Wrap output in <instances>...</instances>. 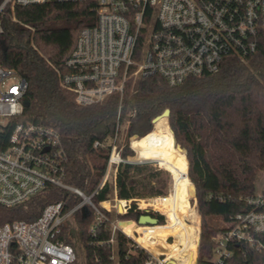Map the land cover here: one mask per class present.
Wrapping results in <instances>:
<instances>
[{"label": "trees", "instance_id": "obj_1", "mask_svg": "<svg viewBox=\"0 0 264 264\" xmlns=\"http://www.w3.org/2000/svg\"><path fill=\"white\" fill-rule=\"evenodd\" d=\"M3 1L0 0V5ZM94 6V0H48L26 5L11 1L4 7L0 14L3 28L0 64L26 77V98L30 106L25 107L21 115L9 119L0 132V148L7 146L18 124L53 125L69 149L67 180L91 194L106 170L120 104L123 117L135 110L130 118H122L125 130L121 154L124 157L135 156L129 144L134 134L144 142L169 136L188 152L186 158V152L178 148L182 154L184 180L179 194L182 205L179 214L190 231L191 242L181 248L182 238L173 243L167 241L170 234L177 237L182 234L181 225L175 226L178 217L172 202L156 205L166 212L170 222L167 226L143 229L132 221L121 225L131 235L136 229L143 231L139 239L155 254L174 256L178 264H193L198 248L194 241L198 238L195 227L200 226L201 214L199 259H207L213 254L215 234L225 228L232 216L250 210L251 205L244 197L255 193L257 173L264 170V33L260 35L255 54L245 60L230 56L216 73L190 77L175 86L160 75L130 76L122 97L116 90L102 101L84 106L76 101L75 93L62 84L61 77L69 71L66 60L81 29L97 21ZM142 45L140 40L135 58L139 57ZM134 70L132 67L130 73ZM166 108L171 109L169 118L161 116L153 123V118ZM97 140L104 145L95 147ZM162 173V170H151L148 164L121 163L116 177L117 197L122 200L166 194L167 180ZM190 179L197 187L200 212L191 219V224L185 221L190 209L189 197L193 196L189 190ZM113 187V178H110L95 199H110ZM63 197L59 188L48 186L18 206L0 205V225L17 219L33 220L48 203ZM103 205L110 208L111 202L105 201ZM120 208L124 213L123 204ZM141 214L133 202L126 213L119 215L139 220ZM215 218H221L224 225H215ZM92 220L91 214L84 217L77 214L76 222L64 225L61 238L75 245L71 228H79L78 252L83 264H115L111 257L113 246L109 242L111 228L102 227L92 236L88 232ZM233 249L234 259L229 264H264L261 252L243 244ZM117 252L119 264H144L146 258L144 251L131 248L121 231L117 232Z\"/></svg>", "mask_w": 264, "mask_h": 264}, {"label": "built area", "instance_id": "obj_2", "mask_svg": "<svg viewBox=\"0 0 264 264\" xmlns=\"http://www.w3.org/2000/svg\"><path fill=\"white\" fill-rule=\"evenodd\" d=\"M11 1L26 5L48 0H4L0 14ZM94 1L97 21L81 29L66 60L69 71L61 77L62 84L72 90L76 101L84 106L100 102L116 90L122 97L130 76L160 75L169 85L175 86L190 77L216 73L230 56L245 60L255 54L260 35L264 33V0ZM2 30L0 21V32ZM140 40L142 49L135 58ZM132 67L135 70L130 73ZM27 90L26 77L0 64V132L11 117L24 112ZM134 114L135 110H131L123 117L120 104L106 170L98 188L91 194L67 180L69 149L56 127L28 122L13 129L7 146L0 148V205L18 206L48 186L59 188L64 197L48 203L33 220L17 219L0 225V264H83L77 247L80 229L74 227L77 230L75 245L61 238L64 225L73 223L71 218L76 214L93 216L88 228L92 236H96L102 227L111 228L109 242L113 246L111 257L115 264H119V254L117 252L116 260L114 254L118 231L125 234L131 248L146 253L144 264H178L174 256L155 254L139 239L144 235L143 231L136 229L133 235L129 234L112 215V208L116 209L117 215L120 213L116 187L120 164L146 162L133 160V155L124 157L121 154L122 118L126 120ZM131 143L132 137L130 146ZM103 145L99 140L94 143L95 147ZM109 178H113L115 197L97 201V192ZM168 194L148 199L143 205L136 198L122 199L125 212L134 200L141 215L150 214L158 218V223L123 221H132L143 229L169 225L166 212L156 208L153 202L158 197L166 199ZM244 199L251 205L250 210L232 216L225 228L215 234L213 254L207 259H199L201 226L195 227L198 238H193L198 248L193 264H229L234 259L233 248L242 244L261 252L264 257V192L247 195ZM105 201L111 202L110 208L103 205ZM193 208L195 214L200 213L196 203ZM185 221L193 222L191 218ZM179 225L180 219H177L175 226ZM183 234L179 237L170 234L167 241L173 243ZM180 246L185 247L181 242Z\"/></svg>", "mask_w": 264, "mask_h": 264}, {"label": "rangeland", "instance_id": "obj_3", "mask_svg": "<svg viewBox=\"0 0 264 264\" xmlns=\"http://www.w3.org/2000/svg\"><path fill=\"white\" fill-rule=\"evenodd\" d=\"M168 123H169V121H168ZM153 129H154V126H153ZM124 130H125V124L123 123L121 137H123ZM173 134H174V132H173ZM139 138H142V137H138L134 140L132 138L131 146L135 150V156H133L132 159L136 160V161H146V162H142L140 164H148L150 166L151 170H154V171L155 170H162L163 171L162 177L167 180L166 193L168 194L169 189H170V193L167 195L166 199L158 197V198L154 199L153 202H154L155 206L156 205H162V204H165L168 202L173 203L174 212L177 215L178 219H180L181 231L184 233L182 235V243L186 247L191 242V237H190V231L187 228H185V226L183 225L182 217L179 214L182 210V205H181L180 200H179V194H180V192H182L183 185H184V180H183L182 170H181V160H182L181 155L182 154H181V151L178 149V145L179 146H181V145L177 143L176 139L174 142V140L172 138H169V136H164L162 138L153 139L151 141H146V142L142 141ZM175 143H176V145H175ZM183 149L186 151V158H188L187 157V153H188L187 150L185 148H183ZM188 162H189V159H188ZM190 181L193 182L191 179H190ZM255 185H256L255 193L258 195L262 194L264 192V170L258 171L257 176H256V180H255ZM111 196H113V198L115 197L113 195V193ZM155 197H157V196H148V197H142V198H136V199L143 205V204H145L144 201H147L148 199L155 198ZM193 199H195L193 196L189 197L190 209L185 216V217H188L191 219H193L195 217L194 208L191 207ZM194 201L197 205V198ZM112 202L115 203V200H112ZM131 202H132L131 204H133L134 200H132ZM122 204H123V201H120V205H122ZM118 210L120 212L119 214L126 213V212H124V213L121 212L120 206H118ZM112 215L116 216L120 221L121 220H127V218L124 219L121 217V215H117V211L115 208H112ZM196 216H198V215L196 214ZM71 219L73 220V222H76L77 214H76V216H73ZM164 219L166 221L165 217H164ZM200 222H201V220H200ZM213 223L215 225L220 226V227L224 225V221L221 218H215L213 220ZM200 226H201V224H200ZM200 230H201V228H200ZM185 232H187V233H185ZM186 235L188 236V238ZM188 240H189V242H188ZM78 248H79V244H78ZM114 254H115V260H116L117 259V246L116 245H114Z\"/></svg>", "mask_w": 264, "mask_h": 264}, {"label": "water", "instance_id": "obj_4", "mask_svg": "<svg viewBox=\"0 0 264 264\" xmlns=\"http://www.w3.org/2000/svg\"><path fill=\"white\" fill-rule=\"evenodd\" d=\"M24 105H25V107L30 106V101H29L28 98H26V99L24 100ZM170 114H171V109H170V108H166L161 114L155 116V117L153 118V121H152V122L155 123V121H156L158 118H160L161 116H165V117L168 119L169 116H170ZM133 137H139V135H138V134H134V135L132 136V138H133ZM178 146H179V145H178ZM180 147H181V146H180ZM181 148H182V147H181ZM182 149H183V148H182ZM193 185H194V198L196 199V198H197V187H196V185H195L194 182H193ZM124 222H126V221L121 220V221H120V224H121V223H124ZM139 222H140V223L156 224V223H158V218L153 217V216H151L150 214H144V215H141V216H140V218H139ZM71 232H72L73 236H75L76 233H77L76 228H74V227L71 228Z\"/></svg>", "mask_w": 264, "mask_h": 264}, {"label": "bare ground", "instance_id": "obj_5", "mask_svg": "<svg viewBox=\"0 0 264 264\" xmlns=\"http://www.w3.org/2000/svg\"><path fill=\"white\" fill-rule=\"evenodd\" d=\"M134 138V137H133ZM135 138H138V137H135ZM151 141V140H150ZM178 148H180L181 150H184V149H182L180 146H178ZM185 151V150H184ZM186 152V151H185ZM189 190H190V192L193 194V197H194V185H193V182H191L190 183V185H189ZM120 201H123V200H120ZM119 201V202H120ZM124 202V201H123ZM130 234V233H129Z\"/></svg>", "mask_w": 264, "mask_h": 264}]
</instances>
